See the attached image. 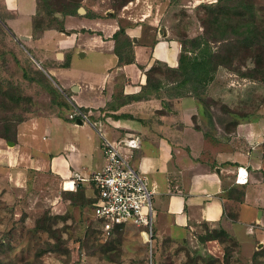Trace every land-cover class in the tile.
<instances>
[{
  "label": "crops",
  "instance_id": "crops-1",
  "mask_svg": "<svg viewBox=\"0 0 264 264\" xmlns=\"http://www.w3.org/2000/svg\"><path fill=\"white\" fill-rule=\"evenodd\" d=\"M2 1L5 10L14 15L7 19L12 31L27 36L33 30L35 0H31L33 8L29 11H21L17 0ZM86 12L80 17L59 13L78 32L56 25L42 31L37 41L27 36L38 46L47 41L55 43L51 37L57 35L55 47L61 50L39 55L47 76L49 70H65L63 62L67 56L70 66V58L76 52L83 56L92 51L104 57L98 72L85 70L83 79L71 78L63 85L55 84L56 89L49 84V93L59 96L53 100L57 109L19 121L13 145L0 137L2 168L19 170L24 176L30 170L50 172L64 193L81 191L84 198L93 200L96 191L92 182L75 181L72 188L68 184L64 187L63 182L71 180L73 172L87 176L104 165L98 132L112 141L135 133L141 139L140 147L126 151V155L152 193L156 213L152 236L172 241L183 239L204 224L209 229L218 226L231 234L241 231L245 238L252 236L255 228H262L260 223L264 220V155L252 144L262 122H238L233 128L234 136L217 138V118L211 112L212 98L207 89L210 83L192 91L188 83L178 85L175 79L156 74L161 85L155 90L148 88L145 97H137L143 93L145 72L153 63L159 61L170 70L177 68L181 43L158 25L156 16L147 18L150 12H146L138 24L124 26L131 41L133 61L119 63L112 37L119 28L118 22L103 18L95 8L89 11L90 15ZM23 18L29 25H22ZM145 19L153 29V33L147 34L151 38L148 42L142 39ZM99 32L107 36L106 40ZM61 33L65 35L60 36ZM58 55L61 60H57ZM63 103L71 110L77 106L90 112L98 132L87 123L67 119L71 111L61 113ZM236 137L243 140L246 150L234 144ZM238 167L247 172L245 182H235ZM233 183L244 189L241 202L226 198L225 192Z\"/></svg>",
  "mask_w": 264,
  "mask_h": 264
},
{
  "label": "rangeland",
  "instance_id": "rangeland-1",
  "mask_svg": "<svg viewBox=\"0 0 264 264\" xmlns=\"http://www.w3.org/2000/svg\"><path fill=\"white\" fill-rule=\"evenodd\" d=\"M77 1L88 12L95 8L100 16L113 19L121 26L138 24L139 18L150 12L147 18L156 16L158 25L171 37L184 40L204 36L223 56L228 50L236 51L231 65L226 62L218 65L214 81L207 86L208 96L212 98L209 99L212 101L211 112L217 118V138L234 136L233 121H261L262 127L252 144L263 152L264 81L260 74L255 77L241 74L255 69L257 56L264 60V0H224L227 6L242 4L255 11L251 25L255 30L243 42L244 46L236 43L237 37L231 32L235 19L230 21V27L224 25L226 39L211 37L220 34L224 23H219V27L213 23L201 4H215L217 0H129L125 4L122 0ZM17 4L21 11L33 8L31 0H17ZM80 15L84 13H77V17ZM40 16L39 26H47L48 17ZM55 16L62 20V28L78 32V28L66 24L63 16ZM10 17L14 15L5 10L0 0V134L13 133L19 120L49 114L57 109L53 100L59 96L49 93V84L55 87V84L63 85L71 78L83 79L85 70L98 72L104 57L92 51L83 56L76 52L70 58V66L58 73L49 70L47 76L39 55L61 50L55 47L54 36L57 35L54 33L51 37L55 43L47 41L36 46L12 31L7 22ZM21 22L24 26L29 25L26 18ZM142 22V39L148 42L153 29L147 24L148 19ZM40 31L29 30L27 36H31L33 42L37 41ZM93 32L98 33L97 30ZM102 38L106 40L107 36L102 35ZM57 60H61L60 55ZM69 111L72 110L66 105L61 108L63 114ZM91 121L93 124L88 126L97 133L94 121ZM233 140L238 149H247L242 139L236 137ZM1 164L4 162L0 163V264H264L263 254L254 256V252L264 247V220L260 223L263 229L255 228L248 238L237 231L234 234L227 232L225 239L202 240L201 237L210 230L205 224L192 229L183 239L173 241L156 239L154 235L150 242L145 241L133 225L105 234L88 204L90 199L85 200L86 204H71L50 172L30 170L24 176L19 170L13 172L2 168ZM155 221L154 210L153 233ZM42 248L49 251L37 255Z\"/></svg>",
  "mask_w": 264,
  "mask_h": 264
},
{
  "label": "trees",
  "instance_id": "trees-1",
  "mask_svg": "<svg viewBox=\"0 0 264 264\" xmlns=\"http://www.w3.org/2000/svg\"><path fill=\"white\" fill-rule=\"evenodd\" d=\"M72 1V2H71ZM71 1H60V0H35L36 2V11L33 20V30H41L53 28L57 25V27L62 28L63 25L59 21V19L55 16L56 12H60L62 15H77V9L80 7L79 1L71 0ZM129 0H122V3H126ZM250 1V0H248ZM121 3V4H122ZM203 8H205L208 12V15L211 18L213 23L217 24L219 27V23L223 25L222 31H219L220 34L215 37L225 38L227 34L226 28L230 27V21L235 19V26L231 28V32L233 35L237 37L236 43L238 45L242 44L246 41L251 34L254 32V27H251L254 19H255V11L252 8H245L242 4H234L232 6H227L224 4V0H217L215 4H201ZM38 13V14H37ZM229 13H232L231 16H227ZM40 14H44L48 17V24L45 27L39 26V23L42 20V16ZM86 14L90 13L87 11ZM224 16V18H222ZM37 17L39 19H37ZM56 21L57 24L54 25ZM41 24V23H40ZM226 24V25H225ZM38 25V26H37ZM225 25V26H224ZM225 32V33H224ZM248 33V35H247ZM212 34V33H210ZM113 39L115 40L114 52L118 56L119 63H129L133 61V57L131 56V41L129 37L125 34L124 26L119 25V28L113 33ZM226 39V38H225ZM181 43V51L178 59V66L176 69H168L164 68L163 65L157 61L153 63L150 68H148L145 72L146 75V84L142 87V92L137 97H145L144 91L148 90V88L156 89L161 85V80L156 76V74H161L164 78H173L178 82V85L190 84V88L192 91H197L198 88L206 87L209 83L214 80L215 71L217 70L218 65H222L226 62V64L232 63V59L234 53L236 51L228 50V54L223 56L220 54L218 50H214L212 46L209 44L210 39L204 36H193L187 37L184 40H178ZM226 44V43H225ZM244 46V45H243ZM225 47L229 48L227 44ZM228 58V59H227ZM255 69L251 70V73H242L241 75L244 77H255V75H259L264 81V60L262 56H257L256 58ZM69 62V57L65 58L63 62V66H67ZM244 62V61H243ZM171 74V75H170ZM64 104V103H63ZM62 104V105H63ZM65 105V104H64ZM86 111V109H83ZM67 119L73 121L66 116ZM21 121V120H19ZM237 124V121L232 122V126ZM15 128V127H14ZM11 133V132H10ZM8 133L7 131L0 134V137L7 141H14V133ZM263 155H264V145H263ZM262 176L264 179V170L262 171ZM66 197L71 204H86V198H84L83 193L81 191L78 192H70L66 191ZM226 198H234L237 201H242V197L244 195V189L238 186L236 183L230 186L229 190L225 192ZM93 200H89L88 204L92 205ZM233 219L235 218L232 217ZM121 229L119 226H115L112 230ZM210 229L206 232L204 236L201 237L202 240H214V239H225L227 237V231L223 228ZM217 234H215V233ZM217 235V236H216ZM46 251H49L48 248H42L39 250L37 255H40ZM258 254L264 255V247L262 246V250H257L254 252V256Z\"/></svg>",
  "mask_w": 264,
  "mask_h": 264
},
{
  "label": "built area",
  "instance_id": "built-area-1",
  "mask_svg": "<svg viewBox=\"0 0 264 264\" xmlns=\"http://www.w3.org/2000/svg\"><path fill=\"white\" fill-rule=\"evenodd\" d=\"M72 120H81L93 124L90 112L73 106L68 114ZM101 139V149L104 165L91 171L87 176L73 172L69 181L63 186L72 188L75 181H90L93 183L96 194L92 202L94 217L105 234H110L115 226L122 228L133 225L139 229L142 238L150 242L153 229V207L151 191L147 187L144 177L130 163L126 151L132 152L141 144L139 135L126 134L117 141L109 140L98 132ZM247 180V172L237 168L236 183Z\"/></svg>",
  "mask_w": 264,
  "mask_h": 264
},
{
  "label": "water",
  "instance_id": "water-1",
  "mask_svg": "<svg viewBox=\"0 0 264 264\" xmlns=\"http://www.w3.org/2000/svg\"><path fill=\"white\" fill-rule=\"evenodd\" d=\"M77 12H78V13H84L85 10H84L83 7L80 6V7H78ZM55 14L58 15V16H60L59 13H55ZM61 31H65V30H64V29H61ZM20 38H22V39H27V36H20ZM77 122H78V123H81L82 121H81V120H77ZM7 144H8V145H13V142H12V141H7ZM260 215H261V210H258L257 217L259 218Z\"/></svg>",
  "mask_w": 264,
  "mask_h": 264
},
{
  "label": "bare ground",
  "instance_id": "bare-ground-1",
  "mask_svg": "<svg viewBox=\"0 0 264 264\" xmlns=\"http://www.w3.org/2000/svg\"><path fill=\"white\" fill-rule=\"evenodd\" d=\"M241 182V181H240Z\"/></svg>",
  "mask_w": 264,
  "mask_h": 264
}]
</instances>
